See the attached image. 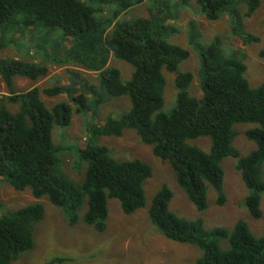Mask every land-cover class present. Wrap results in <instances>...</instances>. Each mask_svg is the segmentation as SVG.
Wrapping results in <instances>:
<instances>
[{
  "label": "trees",
  "instance_id": "16d2710c",
  "mask_svg": "<svg viewBox=\"0 0 264 264\" xmlns=\"http://www.w3.org/2000/svg\"><path fill=\"white\" fill-rule=\"evenodd\" d=\"M146 2L0 0V51L12 44L17 46L15 36L30 34L35 40L26 46L25 56L41 58L39 63L0 59V78L8 90V95H0V183L17 192L30 191L37 200L48 198L66 214L71 226H76L83 214L85 224L104 233L109 200H118L128 216L146 206L145 185L153 177L152 167L139 159L117 160L109 147L99 143L103 137L120 139L130 130L152 147L155 157L170 165L178 185L199 212L208 209V188L216 193L217 206L226 204L223 163L235 159V169L248 190L245 208L254 219H261L264 83L257 88L251 86L244 54L227 50L221 38L199 46L198 23L191 21L189 42L199 46L202 92L201 98L192 96L189 88L195 75L179 72L190 52L169 41L177 30L168 24L179 9L190 6L191 0H176L174 8L155 0L150 18L119 20ZM195 4L210 22L228 14L232 34L244 44L259 41L246 30V21L259 10L261 0H195ZM259 56L264 59V49ZM112 59L133 67L128 82L123 81L118 68L110 65ZM49 64L96 73L97 84L83 83L84 93H78L76 86L82 81L45 89L44 94L50 98H68V102L52 108L37 87L25 93L15 91L16 78L38 82L48 76ZM165 71L175 75L177 89V106L169 114L163 112ZM68 73L73 78L79 76L72 70ZM125 97L131 107L124 114L109 115L104 125H86L84 148L66 143L65 135L61 143L55 142L56 129L69 127L75 110L88 112L93 105ZM9 105L18 106V111L11 112ZM241 124L257 126L246 133L256 149L245 157L233 145L234 129ZM201 137L212 141L208 153L188 143ZM67 156L72 157L71 171L82 177L79 181L68 174ZM173 197L171 189L164 186L152 201L150 220L168 240L198 248L202 256L196 264H264V235L255 236L245 221H238L233 229L208 230L203 219L188 220L174 214L170 210ZM45 214V206L39 202L9 210L0 196V264H17L34 250V227ZM58 262L62 261L55 259L49 264Z\"/></svg>",
  "mask_w": 264,
  "mask_h": 264
},
{
  "label": "rangeland",
  "instance_id": "374dc122",
  "mask_svg": "<svg viewBox=\"0 0 264 264\" xmlns=\"http://www.w3.org/2000/svg\"><path fill=\"white\" fill-rule=\"evenodd\" d=\"M154 1L147 0L145 4L124 14L119 20L150 18V10ZM158 1H163L167 6H173V8L176 5V0ZM191 21L198 23L197 28L201 36L198 42L199 46L211 43L216 37L221 38L227 50L244 54V60L248 67L246 77L251 86L257 88L264 83V59L259 56V53L264 49V0H261V6L254 16L246 21V30L259 39L258 42L248 45L232 34L231 18L228 14H225L217 22H210L200 15L195 0H191L189 7L179 9L176 18L168 20V24L177 30V33L172 35L169 41L190 52V58L180 65L179 72H191L195 75L189 93L194 97L201 98L202 92L198 76L201 65L200 53L199 46H191L189 42L188 25ZM31 39L33 37L30 34L25 37L15 36L14 40L18 45L12 44L1 50L0 59L41 62V58L36 55L33 59L25 56L26 46L31 44ZM68 46L70 45L68 44ZM110 65L121 71L124 82L131 79L134 72L131 65L115 59L111 60ZM48 68V76L38 82L16 78L14 81L15 91L25 93L37 87L41 90L43 101L49 108H52L58 103L68 102V98L66 95L50 98L44 94L45 89L68 86L82 81L76 86L80 89L78 93H84L81 89L83 83L97 84L96 73L73 66L63 67L54 64H49ZM69 70L75 71L79 76L73 78L68 73ZM164 74L167 84L163 112L169 114L177 106V89L174 82L175 75L166 71ZM0 95H8L6 85L1 78ZM71 104L76 109L75 105ZM130 107V99L125 97L112 98L105 101L104 104L93 105V108L88 112L78 113L75 110L71 125L67 128L56 129L54 140L59 144L62 142L61 136L65 135L66 143L75 144L77 148H84V142L88 137L86 133L88 123L104 125L109 115L120 116ZM8 108L11 112H17L19 109L18 106L13 105H9ZM255 127H257L255 124H241L234 129L236 138L233 145L239 150L242 157L248 156L256 149V144L248 140L246 136L247 131ZM99 143L109 147L117 160L139 159L152 167L153 177L145 185L146 206L137 213L128 216L123 212L118 200H109L107 229L104 233H98L94 227L83 222V214L80 215V222L76 226H71L66 214L54 206L48 198L37 200L30 191L17 192L8 184L0 183V196L7 209L17 210L37 202L43 203L45 206L44 220L34 227L35 248L24 254L17 264H49L55 259L62 261L55 264H196V261L202 256V252L198 248L168 240L150 220L149 210L152 201L164 186H168L174 195L170 210L181 218L203 219L208 230L217 227L233 229L238 221H245L255 236L264 235V196L261 201L263 216L256 220L245 208L248 190L241 174L235 169V159L228 158L223 163L226 204L222 207L217 206V195L212 188H208V209L205 212H199L189 201L185 191L178 185L176 174L170 165L155 157L152 147L143 144L134 131H125L124 136L120 139L103 137ZM188 143L207 153L212 146L211 139L207 137L190 140ZM65 161L68 174L79 181L82 177L71 171L72 157L67 156ZM82 169L83 167L80 170Z\"/></svg>",
  "mask_w": 264,
  "mask_h": 264
}]
</instances>
